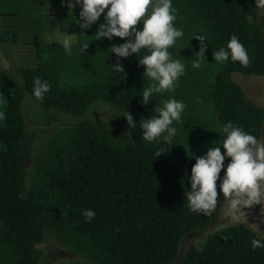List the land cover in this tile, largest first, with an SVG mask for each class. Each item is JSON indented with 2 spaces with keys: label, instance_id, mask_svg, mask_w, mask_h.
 Returning <instances> with one entry per match:
<instances>
[{
  "label": "trees",
  "instance_id": "trees-1",
  "mask_svg": "<svg viewBox=\"0 0 264 264\" xmlns=\"http://www.w3.org/2000/svg\"><path fill=\"white\" fill-rule=\"evenodd\" d=\"M254 0H172L178 10L175 27L190 35L205 37L206 55L221 47L227 50L232 35L247 49L251 63L242 67L231 57L224 62L215 77L211 101L217 120L223 126L229 122L245 132L260 138L263 119L259 110L246 103L237 86L229 79L232 73L262 75L264 73V41L249 25L254 13ZM104 22V15L88 29L74 26L78 42L68 55L63 46L46 50V66L20 70L22 86L9 72L0 71V106L6 115L0 120V221L9 233L10 241L23 254L25 264H37L31 249L44 233L67 242L75 254L93 261V264H172L179 255L184 236L200 231L211 224V216L189 210L187 191L191 190V168L195 158L184 152L175 136L172 143L162 138L147 142L142 138L143 120L157 116L158 104L150 97L147 105L141 103L145 89L143 66L138 60L146 55L120 58L127 73H115L110 66L118 59L111 53L113 44L125 40L104 38L101 43L89 36V30ZM65 31V28L62 26ZM137 30L141 26L137 25ZM83 33V35H81ZM12 33H1V39ZM98 41V42H97ZM89 43L83 53L82 46ZM97 49V51H96ZM100 50V51H98ZM58 57L85 65L89 76L106 93L121 104L131 105L134 115V133L137 147L119 152L106 138L97 133H74V141L62 153L66 161L61 171L46 180L41 200L23 197L21 179L20 140L23 138L22 103L30 96L42 109L63 106L82 110V98L76 89L65 91L53 67ZM51 85L42 102L33 96L34 78ZM178 135V133H177ZM226 134L224 133V139ZM61 145L57 150H61ZM161 155L156 157V153ZM57 153V152H55ZM54 157V154L51 155ZM230 159L224 161L223 178ZM219 183L217 190L219 193ZM218 195V200L222 198ZM91 209L95 217L86 222L83 211ZM70 232L78 242H70L64 235ZM258 237L245 226L230 228L211 237L201 251L192 250L182 264H264V248L253 250L251 241Z\"/></svg>",
  "mask_w": 264,
  "mask_h": 264
},
{
  "label": "rangeland",
  "instance_id": "rangeland-1",
  "mask_svg": "<svg viewBox=\"0 0 264 264\" xmlns=\"http://www.w3.org/2000/svg\"><path fill=\"white\" fill-rule=\"evenodd\" d=\"M255 1V0H254ZM254 13L248 18L249 25L254 28L264 41V8L256 6ZM97 27L93 26L89 36L95 38ZM185 33L179 38L169 51L174 59H180L185 64V74L180 77L177 86L172 92L154 93L151 98L162 107V101L175 98L187 105L182 113L181 122H174L177 129V143L181 149L193 157L204 156L207 150L214 145L219 146L224 139V132L217 120V115L211 101V93L215 88V77L223 63L213 60V54L205 53V62L198 69L192 68V62L197 59L199 47ZM195 37V36H194ZM103 43L104 38L99 40ZM98 42V41H97ZM97 51V49H96ZM100 51V50H98ZM148 54V50H146ZM48 51V55H49ZM34 69L46 66L48 55L42 53ZM53 70L60 86L68 91L76 89L82 97L80 102L85 107L74 110L59 106L50 110L40 108L30 96H25L21 110L23 120V138L20 140L22 160L21 179L23 183V197H35L41 200L42 191L46 189V180L49 182L54 174L61 171V164L66 157L61 152L71 146L76 136L74 133H97L106 138L119 152H126L136 148L134 128H130L125 120L124 111L133 117L130 104H121L106 93L89 76V69L85 65L74 66L73 63L58 57ZM19 73V72H18ZM18 73H10L12 79L22 86ZM144 73V68H143ZM230 81L239 88L243 100L256 107L263 119V126L259 140L264 142V73L249 75L232 73ZM144 86L147 88L151 81L144 77ZM201 100L202 103L197 101ZM1 101V100H0ZM1 104L0 112L4 108ZM61 145V150L57 148ZM57 152V153H55ZM222 154L224 149L221 147ZM54 154L52 158L51 155ZM246 219H236L229 212V205L222 197L213 213L211 224L196 232L183 237L179 255L172 264H182L192 250L201 251L207 241L215 234L230 228L245 226L258 237L264 239V200L260 205L245 209ZM72 243L78 242L70 232L64 234ZM37 264H93L94 262L75 254L71 246L54 236L44 233L42 238L31 249ZM0 264H25L23 254L10 241L5 225L0 221Z\"/></svg>",
  "mask_w": 264,
  "mask_h": 264
},
{
  "label": "clouds",
  "instance_id": "clouds-1",
  "mask_svg": "<svg viewBox=\"0 0 264 264\" xmlns=\"http://www.w3.org/2000/svg\"><path fill=\"white\" fill-rule=\"evenodd\" d=\"M255 2L257 7L264 8V0ZM66 6L69 10L80 7L79 20L76 23L81 29L90 28L107 9L104 22L98 25L94 37L95 40H111L117 37L126 41L111 46V53L118 59L110 67L117 74L123 73V79L127 73L120 63V58L138 55L142 49L148 50V54L138 60V66L144 67L143 77L151 81L142 93L143 105L150 102L154 93L175 90L186 68L185 64L180 59H174L169 51L184 35L182 29L175 27L178 10L172 6V0H68ZM137 25L141 26V30H137ZM74 36L76 35L65 34L63 47L68 55L72 54ZM195 39L200 42V47L195 54L197 59L191 66L198 69L201 63L205 62L207 45L204 36L197 35ZM88 46L89 43L82 46L83 53ZM229 57L233 62H239L242 67H248L251 63L247 49L235 35L230 37L227 50L221 47L213 53V60L219 63L228 61ZM33 82V96L42 102L51 85L42 81L39 76L35 77ZM186 108L185 103L175 98L163 100L162 107L155 109L158 115L140 123L143 140L154 142L162 138L164 142L171 144L177 135V129L172 125L174 122H181L182 113ZM123 116L130 128H135L132 115L124 111ZM5 119V113L0 112V120ZM223 132L226 138L222 143L219 142V146L216 144L210 147L204 156L195 158V164L191 168V190L187 191L188 207L193 213L211 216L218 207V195L222 194L224 201L229 205V212L236 219H246L244 210L260 205L264 200V142L231 122L223 126ZM221 147L224 149L223 154ZM160 155V152L156 153V157ZM226 159H230V163L221 178L220 173ZM82 215L86 222H90L95 217V212L88 209L83 211ZM251 246L253 250L264 248V243L253 239Z\"/></svg>",
  "mask_w": 264,
  "mask_h": 264
},
{
  "label": "crops",
  "instance_id": "crops-1",
  "mask_svg": "<svg viewBox=\"0 0 264 264\" xmlns=\"http://www.w3.org/2000/svg\"><path fill=\"white\" fill-rule=\"evenodd\" d=\"M67 3L68 0H0V32L12 33L16 39L15 43L9 35L1 39L0 71L16 74L33 68L47 49L63 46L65 34L76 35L72 46L77 44L74 26H79L76 21L81 9L76 6L69 10Z\"/></svg>",
  "mask_w": 264,
  "mask_h": 264
}]
</instances>
